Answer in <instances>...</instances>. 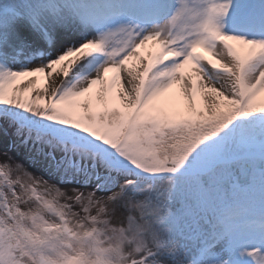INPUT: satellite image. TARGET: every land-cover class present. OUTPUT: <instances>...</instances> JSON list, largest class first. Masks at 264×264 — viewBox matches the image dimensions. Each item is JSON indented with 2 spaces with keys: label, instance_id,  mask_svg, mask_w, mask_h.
<instances>
[{
  "label": "snow or ice",
  "instance_id": "obj_1",
  "mask_svg": "<svg viewBox=\"0 0 264 264\" xmlns=\"http://www.w3.org/2000/svg\"><path fill=\"white\" fill-rule=\"evenodd\" d=\"M262 93L258 0H0V264H264Z\"/></svg>",
  "mask_w": 264,
  "mask_h": 264
},
{
  "label": "rangeland",
  "instance_id": "obj_2",
  "mask_svg": "<svg viewBox=\"0 0 264 264\" xmlns=\"http://www.w3.org/2000/svg\"><path fill=\"white\" fill-rule=\"evenodd\" d=\"M258 2L263 3L262 1H259V0H258ZM41 80L43 83H45V78L43 77V75H41ZM97 87H99V86H97ZM174 90L175 89H173L172 91H174ZM260 99L264 100V93L261 94ZM20 159H21V162H23L25 164V166L28 167L27 161H25L22 157H20ZM29 171L36 172L37 170L35 168L29 167ZM37 174H39V173H37Z\"/></svg>",
  "mask_w": 264,
  "mask_h": 264
},
{
  "label": "bare ground",
  "instance_id": "obj_3",
  "mask_svg": "<svg viewBox=\"0 0 264 264\" xmlns=\"http://www.w3.org/2000/svg\"><path fill=\"white\" fill-rule=\"evenodd\" d=\"M259 1H262L264 3V0H259ZM205 55H209V54L208 53H205ZM44 84L45 83H43L42 80H40V84L38 85V87H42V86H44Z\"/></svg>",
  "mask_w": 264,
  "mask_h": 264
}]
</instances>
